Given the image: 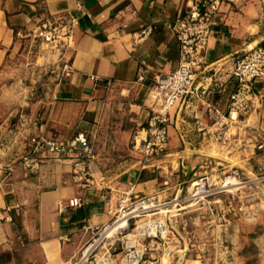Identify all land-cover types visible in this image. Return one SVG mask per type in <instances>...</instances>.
<instances>
[{
	"label": "crops",
	"instance_id": "1",
	"mask_svg": "<svg viewBox=\"0 0 264 264\" xmlns=\"http://www.w3.org/2000/svg\"><path fill=\"white\" fill-rule=\"evenodd\" d=\"M191 1L0 0V74L13 57L18 59L19 55L39 47L36 25L43 17L60 13L72 19L64 53L71 71L67 76L58 75L45 117L41 121L30 118L31 135L65 141L78 130L88 133L97 129L103 123V108L112 98L123 108L120 111L123 117L117 114L121 119L114 121L125 126L120 128L122 135L128 136L133 127L144 123L152 77L170 71L177 64L178 44L165 24L183 13ZM219 1L218 22L201 52L199 75L207 76L205 82L213 78L206 99L225 107L233 85L228 71L234 61L250 47L264 46V0ZM145 25L152 30L138 38ZM138 72L144 75L142 81L135 79ZM253 89L263 96L258 114L252 113L249 119L264 132V78L256 77ZM54 104L67 111L55 112ZM192 109L169 110L167 154L176 153L182 160L184 150L196 143L195 139L186 141L179 136L192 120ZM194 111L201 113L199 108ZM25 143L26 150L18 154L20 161L8 163L9 175L0 182V210L10 215V219H0V264H61L71 259L108 219L102 201L104 192L131 186V191L148 193L160 183L155 175H146V165L137 161L123 159L104 165L100 158L85 162L90 179L85 182L74 172L76 158L72 152L64 151L57 156L42 147L30 152L37 159V166L30 168L21 158L32 147L30 141ZM199 156L196 153L191 166L179 158L176 167L158 163L155 166L159 167L160 177L167 170H178L179 164L196 173L200 170ZM239 158L255 170L264 162V153ZM141 172L144 175L140 176ZM76 194L82 198L80 205L57 206L58 199ZM180 216L181 212L177 217ZM182 220L184 227L185 219ZM183 232L186 240L193 238L190 229ZM232 238V234L226 233L229 244L215 242L210 264L217 263V256L222 264H245L244 239L232 243ZM182 254L177 253L166 264H181Z\"/></svg>",
	"mask_w": 264,
	"mask_h": 264
},
{
	"label": "built area",
	"instance_id": "2",
	"mask_svg": "<svg viewBox=\"0 0 264 264\" xmlns=\"http://www.w3.org/2000/svg\"><path fill=\"white\" fill-rule=\"evenodd\" d=\"M219 5V0H192L183 13L165 24L178 44L177 64L168 72L154 75L149 83L148 116L141 127L143 135L134 144L145 159L164 153L168 148L169 110L172 107L193 108L192 120L179 133L182 140L189 141L185 136L190 135L191 138L197 137L196 142L201 145L215 143L244 157L264 153V132L249 119L252 113L258 114L263 96L253 89V81L256 77L264 78V46L250 47L234 61L228 71L233 85L227 94L225 107L205 97L213 78L205 82L207 76L199 75L202 70L201 52L213 25L218 22ZM71 22L72 19L54 13L46 15L36 25L40 43L57 50L60 76H67L71 71L70 63L64 58ZM151 30L150 25H145L138 38L145 37ZM135 79L142 81L143 73L138 72ZM197 108L201 109L200 114L194 111ZM30 143L31 149L22 156L30 168L37 166V159L30 152L39 147L57 156L77 148L73 152L76 158L73 161L74 172L85 182H90L85 162L93 157V153L83 130L76 131L67 141L31 135ZM206 156L209 163L211 156ZM197 167L200 170L193 173L197 176L189 182L192 191L187 196L179 195L185 179L176 169L164 172L160 188L152 192L138 193L131 191V186L124 190L109 188L102 195L107 221L96 229L76 255L61 264H160L162 256L170 259L179 252L184 254L191 250L197 255L195 242L186 240L172 224L179 214L181 202L188 197L203 199L224 191L227 193L226 201L230 203V181L225 177H233L239 184L244 182L240 178L241 169L234 166L223 174L218 187H215L212 174L206 172L207 167L212 169L213 166L203 161L198 162ZM260 168L264 171V162ZM162 192L165 193L161 195ZM81 202V196L76 194L58 199L56 203L58 207H64L80 205ZM214 202L220 203L221 199L216 197ZM2 218L10 219V215H4L0 210ZM108 227L110 230L103 233Z\"/></svg>",
	"mask_w": 264,
	"mask_h": 264
},
{
	"label": "rangeland",
	"instance_id": "3",
	"mask_svg": "<svg viewBox=\"0 0 264 264\" xmlns=\"http://www.w3.org/2000/svg\"><path fill=\"white\" fill-rule=\"evenodd\" d=\"M59 67L57 51L40 43L38 48L36 46L29 53L19 55L18 59L13 57L0 74V182L9 175L8 163L19 162L18 154L22 152V149L26 150L28 146L25 142L30 141L31 137L28 130L30 118L35 117L41 121L50 110L52 102L49 100L52 98V89L58 79ZM114 101L115 99L112 98L103 108V123L99 124L97 129L89 132L87 130L88 133L84 131L92 149L91 159L100 158V162L104 165L123 159L127 162L137 161V164L141 166L146 165L144 168L146 175H155L160 182L162 177L158 173L159 167L155 165L157 163L168 164V166L175 164L176 167V160L181 159V156L176 153L167 154L169 151L167 148L164 153L145 159L134 146L135 140L143 135L141 127L145 125V122L133 127L134 131L132 130L128 136L122 135L120 128L125 126L120 125L119 122L115 124L114 121L121 119L117 114H121L120 111L123 108ZM53 110L67 111L65 107L55 104ZM121 116L123 117L122 114ZM188 139L197 140V137ZM189 146L190 149L184 150L185 154L181 162L191 166L190 163L195 159L196 153L200 155L198 162L205 161L209 166H213L212 169L207 167L206 172L212 174L215 187H218L223 174L234 166L241 169L240 178L244 182L239 184L234 181L229 184L230 203H227V193L224 191L216 192L203 199H192V197L183 199L179 210L181 218L177 217L172 224L182 236L184 230L192 231L194 235L190 240L196 244L197 255L194 250L185 252L181 256V264H210L215 242L217 245L229 244L226 233L232 234V243H237L238 239H244L245 264H264V171L261 168L252 170L243 159L239 158L241 155L227 151L228 149L215 143L201 145L196 142ZM75 150L69 152H76ZM206 155L211 156L209 163L207 161L209 157ZM5 160L7 163L4 162ZM188 166L186 168L179 164L177 170L179 176L185 179L181 183L179 192L181 197L190 195L192 188L189 182L197 176L189 170ZM142 175L144 174L141 172L140 176ZM157 188H160L159 183L154 190ZM138 193L141 192L138 191ZM164 193L162 192L161 195ZM216 197L221 199L220 203L214 202ZM182 217L185 219L184 227H182ZM109 230L110 227L106 232ZM176 258L175 256L173 260ZM168 260V257L162 256L161 263L166 264ZM216 260L215 264H222L218 256Z\"/></svg>",
	"mask_w": 264,
	"mask_h": 264
},
{
	"label": "bare ground",
	"instance_id": "4",
	"mask_svg": "<svg viewBox=\"0 0 264 264\" xmlns=\"http://www.w3.org/2000/svg\"><path fill=\"white\" fill-rule=\"evenodd\" d=\"M170 109H171V108H170ZM225 179H226L227 181H230V183L236 181L235 178H233V177H225ZM236 182H238V181H236ZM190 186H191V185H190ZM108 229H109V227L106 228V229L103 231V233H105Z\"/></svg>",
	"mask_w": 264,
	"mask_h": 264
}]
</instances>
